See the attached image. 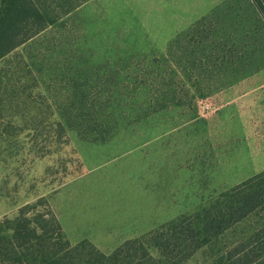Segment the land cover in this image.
I'll return each instance as SVG.
<instances>
[{"label": "rangeland", "instance_id": "1", "mask_svg": "<svg viewBox=\"0 0 264 264\" xmlns=\"http://www.w3.org/2000/svg\"><path fill=\"white\" fill-rule=\"evenodd\" d=\"M187 2L203 9L169 40L92 0L0 61V237L35 206L110 254L264 171V20L250 0ZM259 228L248 217L187 264H228Z\"/></svg>", "mask_w": 264, "mask_h": 264}, {"label": "trees", "instance_id": "2", "mask_svg": "<svg viewBox=\"0 0 264 264\" xmlns=\"http://www.w3.org/2000/svg\"><path fill=\"white\" fill-rule=\"evenodd\" d=\"M89 0H0V61ZM264 20V0H250ZM60 132L65 128L55 123ZM25 206L0 237V264H187L248 217L264 215V171L184 215L126 240L110 254L86 241L71 246L51 211ZM247 246L235 244L221 255L228 264H264V228ZM256 240V241H255ZM253 242H255L253 244Z\"/></svg>", "mask_w": 264, "mask_h": 264}, {"label": "crops", "instance_id": "3", "mask_svg": "<svg viewBox=\"0 0 264 264\" xmlns=\"http://www.w3.org/2000/svg\"><path fill=\"white\" fill-rule=\"evenodd\" d=\"M82 5L80 11L85 12V5ZM123 3L125 16L133 20V28L138 34L146 36V40H169L172 34L179 31L181 27L186 25L182 22L194 16L197 9L194 4L191 6L187 0L181 1L177 5L173 4L177 0H116ZM189 1V0H188ZM190 5V6H189ZM191 13V14H190ZM161 37V38H160Z\"/></svg>", "mask_w": 264, "mask_h": 264}]
</instances>
